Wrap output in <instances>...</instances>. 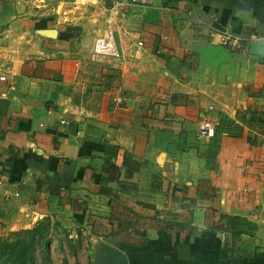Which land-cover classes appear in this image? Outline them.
Segmentation results:
<instances>
[{
    "label": "crops",
    "instance_id": "1",
    "mask_svg": "<svg viewBox=\"0 0 264 264\" xmlns=\"http://www.w3.org/2000/svg\"><path fill=\"white\" fill-rule=\"evenodd\" d=\"M110 13L116 59L93 50ZM263 34L253 0H0V235L49 218L92 264L100 241L264 264Z\"/></svg>",
    "mask_w": 264,
    "mask_h": 264
},
{
    "label": "trees",
    "instance_id": "2",
    "mask_svg": "<svg viewBox=\"0 0 264 264\" xmlns=\"http://www.w3.org/2000/svg\"><path fill=\"white\" fill-rule=\"evenodd\" d=\"M53 226H60V223H51L49 218H45L33 228L12 233L19 236L14 242L0 237V264H35L37 249H40L41 257L44 259L42 264H47L48 231ZM64 264H68L66 260Z\"/></svg>",
    "mask_w": 264,
    "mask_h": 264
},
{
    "label": "rangeland",
    "instance_id": "3",
    "mask_svg": "<svg viewBox=\"0 0 264 264\" xmlns=\"http://www.w3.org/2000/svg\"><path fill=\"white\" fill-rule=\"evenodd\" d=\"M36 225L37 224H35L34 226ZM64 226L65 225L63 224H60V226L57 227L53 226L48 231L49 241L47 244V264H64L65 260L68 264H92L93 248L91 249V247H89V243H87L86 237L83 236V238L77 243L78 247L75 248L69 243L70 232L65 230L66 228H64ZM15 232H9L8 234L1 235L0 237L2 239H8L9 242H14L19 238V236H17L16 234H12ZM74 245L76 246V244ZM40 252V249H37L35 252V264H42V262H44V259H42Z\"/></svg>",
    "mask_w": 264,
    "mask_h": 264
},
{
    "label": "built area",
    "instance_id": "4",
    "mask_svg": "<svg viewBox=\"0 0 264 264\" xmlns=\"http://www.w3.org/2000/svg\"><path fill=\"white\" fill-rule=\"evenodd\" d=\"M28 1H36V0H28ZM43 1V0H38ZM136 1V0H135ZM144 2H151V0H143ZM106 35L103 37L97 38L94 42L93 50L96 54L110 56L112 58H119L120 54L117 48L116 40H115V29H114V18L112 13H110L106 19ZM219 44L231 49L238 51L242 54H246L248 52V46L245 44L244 40L233 33L230 32H221L219 34ZM138 46H142L143 42L138 41ZM6 76L1 75L0 80H5ZM200 136L208 135L206 130H202L199 134Z\"/></svg>",
    "mask_w": 264,
    "mask_h": 264
},
{
    "label": "water",
    "instance_id": "5",
    "mask_svg": "<svg viewBox=\"0 0 264 264\" xmlns=\"http://www.w3.org/2000/svg\"><path fill=\"white\" fill-rule=\"evenodd\" d=\"M255 7L262 8L264 11V3L257 0H253ZM43 34L50 37L55 36L56 31L54 29H45ZM264 35V34H263ZM95 264H128L127 257L124 253L117 249L104 245L101 241L96 245L95 249Z\"/></svg>",
    "mask_w": 264,
    "mask_h": 264
}]
</instances>
